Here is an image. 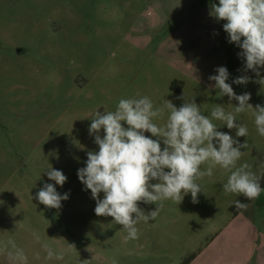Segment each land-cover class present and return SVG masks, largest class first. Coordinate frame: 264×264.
<instances>
[{"label":"rangeland","instance_id":"rangeland-1","mask_svg":"<svg viewBox=\"0 0 264 264\" xmlns=\"http://www.w3.org/2000/svg\"><path fill=\"white\" fill-rule=\"evenodd\" d=\"M218 3L0 0V247L15 252L14 243L26 264H250L251 251L264 242V194L234 215L233 203L242 195L225 194L229 173L218 165L198 181L203 192L197 203L190 193L179 204L164 201L155 220L137 225L134 240L112 217L95 214V200L77 176L87 152L98 151L89 135L91 118L97 110L114 111L120 99L148 96L156 107L164 100L180 107L184 100L178 97L185 94L194 96L204 115L216 104L233 111L238 102L219 97L208 79L223 66L237 95L251 93L249 103L264 106V85L243 71L242 50L228 42L226 21L210 14ZM260 73L264 77V68ZM244 74L251 82L232 83ZM166 118L154 122L162 125ZM237 119L247 126V137L213 123L240 143L247 140L237 166L248 163L262 177L264 137L252 110ZM50 167L66 175L62 187L48 179ZM45 183L69 193L61 208L35 199ZM138 203L145 212L156 207ZM43 243L64 258L47 259ZM0 264L19 262L0 253Z\"/></svg>","mask_w":264,"mask_h":264},{"label":"clouds","instance_id":"clouds-1","mask_svg":"<svg viewBox=\"0 0 264 264\" xmlns=\"http://www.w3.org/2000/svg\"><path fill=\"white\" fill-rule=\"evenodd\" d=\"M210 14L217 21H226L223 30L228 34V42L242 50L238 56L244 61L243 71L253 72L258 78L255 82L264 85L260 73L264 68V0H219L218 5L211 6ZM215 72L208 78L215 82L211 87L219 90V97L227 96L230 101L238 102L233 111H226L223 105L216 104L210 116L204 115L194 96L186 99L183 94L178 97L184 100L180 107L170 100H164L162 106L156 107L148 96H143L120 99L114 111L97 110L91 118L89 135L94 136L98 151L87 152L85 166L78 169L77 176L85 186L84 190H90L91 198L95 200V214L112 217L113 222L127 232L126 239H138L137 225L155 220L164 201L179 204L190 193L192 202L197 203L198 194L203 192V185L198 181L211 177L213 167L217 165L229 173L223 184L225 194L243 195L247 200L264 194L261 177L251 171V166L248 163L237 166L244 154L241 149L248 147L247 140L240 143L229 133L218 131L219 126L213 123V120L221 121L228 129L236 130V137H247L248 128L237 122V117L252 110L257 132L264 137V106L253 107L249 103L251 93L237 95L234 92L232 85L226 82L230 75L226 67L220 66ZM251 79L244 74L232 83L246 85ZM165 113L167 118L162 125L154 122ZM122 122L128 127L125 128ZM146 132L151 136H146ZM205 164L208 167L202 170L201 166ZM46 175L61 187L67 181L61 170L52 167L46 170ZM55 185L45 183L35 196L40 204L50 209L61 208L62 201L69 198V193L61 195ZM138 202L155 204V210L145 212ZM233 205L238 211L248 208V204L240 200L234 201ZM33 236L40 241L36 233ZM12 248L15 252L9 251L7 245L0 247V253H5L11 261L26 264L23 251L14 243ZM42 248L47 259L64 258V253L54 252L47 243H43Z\"/></svg>","mask_w":264,"mask_h":264},{"label":"crops","instance_id":"crops-1","mask_svg":"<svg viewBox=\"0 0 264 264\" xmlns=\"http://www.w3.org/2000/svg\"><path fill=\"white\" fill-rule=\"evenodd\" d=\"M250 264H264V242H258L249 257Z\"/></svg>","mask_w":264,"mask_h":264},{"label":"trees","instance_id":"trees-1","mask_svg":"<svg viewBox=\"0 0 264 264\" xmlns=\"http://www.w3.org/2000/svg\"><path fill=\"white\" fill-rule=\"evenodd\" d=\"M260 183H261V186L264 187V175L261 177ZM238 200H240L242 203H246L248 205L253 201V200H247L243 195ZM242 211H244V210H239V211L236 210L235 206L233 205L232 212H233L234 215H238Z\"/></svg>","mask_w":264,"mask_h":264}]
</instances>
